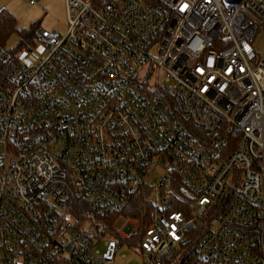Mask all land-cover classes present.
<instances>
[{
	"label": "built area",
	"instance_id": "built-area-1",
	"mask_svg": "<svg viewBox=\"0 0 264 264\" xmlns=\"http://www.w3.org/2000/svg\"><path fill=\"white\" fill-rule=\"evenodd\" d=\"M65 3L42 55L0 45V264H175L197 229L209 264H264V0Z\"/></svg>",
	"mask_w": 264,
	"mask_h": 264
},
{
	"label": "rangeland",
	"instance_id": "rangeland-1",
	"mask_svg": "<svg viewBox=\"0 0 264 264\" xmlns=\"http://www.w3.org/2000/svg\"><path fill=\"white\" fill-rule=\"evenodd\" d=\"M0 8H7L14 14L18 29L34 31L36 34L40 28L57 30L60 33H64L67 28L65 0H36L34 4H29L25 0H0ZM260 29L261 31L255 36L254 47L258 52L264 53V27ZM18 39L17 33L12 34L5 46L13 47ZM43 47L36 35L33 45L28 50H33L34 55L39 56L42 55ZM121 223L119 220L117 227ZM116 264H141V255L132 251L128 245H122L116 254Z\"/></svg>",
	"mask_w": 264,
	"mask_h": 264
},
{
	"label": "trees",
	"instance_id": "trees-1",
	"mask_svg": "<svg viewBox=\"0 0 264 264\" xmlns=\"http://www.w3.org/2000/svg\"><path fill=\"white\" fill-rule=\"evenodd\" d=\"M14 33H17L19 39L13 47L8 48L12 53L23 49L27 50L33 45L34 36H36L35 32L18 29L14 14L7 8H0V45L6 47V41ZM10 68L11 62L0 59V82L5 80V76ZM150 207L151 206L149 200L147 199V194L142 191L136 193L132 197L129 205L122 211V213L126 217H131L137 219L138 221H142V214L147 215ZM73 210L75 216H77V225H79L84 218L90 219L91 221L96 218V215H89V208L86 202L81 198H77L74 201ZM198 232V229L189 232V242L185 245L179 262L175 264H209L207 261L200 259L196 253Z\"/></svg>",
	"mask_w": 264,
	"mask_h": 264
},
{
	"label": "snow or ice",
	"instance_id": "snow-or-ice-1",
	"mask_svg": "<svg viewBox=\"0 0 264 264\" xmlns=\"http://www.w3.org/2000/svg\"><path fill=\"white\" fill-rule=\"evenodd\" d=\"M183 7H184V8H186V7H187V5H184ZM182 10H183V9H182Z\"/></svg>",
	"mask_w": 264,
	"mask_h": 264
}]
</instances>
